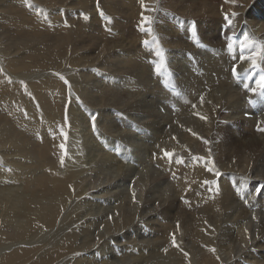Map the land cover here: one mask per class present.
Returning a JSON list of instances; mask_svg holds the SVG:
<instances>
[{
	"label": "bare ground",
	"instance_id": "bare-ground-1",
	"mask_svg": "<svg viewBox=\"0 0 264 264\" xmlns=\"http://www.w3.org/2000/svg\"><path fill=\"white\" fill-rule=\"evenodd\" d=\"M59 1L0 0V264H264V107L245 118L254 92L233 85L253 67L199 46L240 30L264 68V0H97L48 18ZM165 70L193 79L188 98Z\"/></svg>",
	"mask_w": 264,
	"mask_h": 264
},
{
	"label": "snow or ice",
	"instance_id": "snow-or-ice-1",
	"mask_svg": "<svg viewBox=\"0 0 264 264\" xmlns=\"http://www.w3.org/2000/svg\"><path fill=\"white\" fill-rule=\"evenodd\" d=\"M148 19H149V18L145 17V18H144V21H142V24L145 23ZM225 19H226V22L228 23V25L230 26L231 23H232V21H231L230 18H228L227 14H226V16H225ZM142 30H146V29H142ZM144 43H145V44H148V41H144ZM245 47H246V45L242 42V43H241V56H240V59H241V60H245V59L250 60L253 69H257V68H258V69L260 70V73H261V74H260V76H259V79L256 80V85H257L256 88H250L248 83H245V84L243 85V87H244L245 89H248L249 91H252V92L257 93V94H259V95H264V68H261L260 65L257 64V57H256L255 55H248V56L243 55V51H244ZM228 50H229V52H233V51H234V48H233V44H232V43H229V44H228ZM156 55H157V56H162L163 54H162V52L157 51V52H156ZM157 70H159V66H158ZM233 73H234V74H237V73H236V68H235V67L233 68ZM254 74H255V72H253V75H254ZM248 78L250 79L251 77L249 76ZM258 89H259V91H258ZM249 102H250V103H254V101H249ZM92 119H93V124H94V126H95V119H96V117L93 116ZM262 130H264V129H262ZM61 134L64 136V139H65V141H66V140H67V134L64 133L63 130H61ZM60 148H61V150H62V152H63V155L61 156V163L63 164V162H64V158H65V156L67 155L66 144H65V143H61V144H60ZM164 156L167 157V158H169V160H171V158H172V156H173V153L165 151V152H164ZM181 162H182V161H181ZM208 170H209V171H212L213 169H212V168H209ZM215 175L219 176V175H221V173H219V172L217 171V172H215ZM204 183H205L206 185H210V182H209V181H205ZM261 187L264 188V184H262ZM211 190H212V188H211V186H209V191H211ZM172 243H173V245H176V239H175V235H174V234H173V237H172ZM213 251H215V249H213Z\"/></svg>",
	"mask_w": 264,
	"mask_h": 264
},
{
	"label": "rangeland",
	"instance_id": "rangeland-1",
	"mask_svg": "<svg viewBox=\"0 0 264 264\" xmlns=\"http://www.w3.org/2000/svg\"><path fill=\"white\" fill-rule=\"evenodd\" d=\"M97 0H60L59 2L60 3H58V4H54V5H52V6H50V8H48L49 9V14H48V18L49 17H52V15H53V13H54V11H61V12H65V13H63V14H61V16H64L65 18V20L66 21H69V17H71L72 16V12H69V11H72V10H74V9H78V10H80V11H82L81 13L82 14H84L85 12H87V10L91 7V5L92 4H94L95 2H96ZM114 1H116V2H118V0H114ZM77 2V3H76ZM91 4H90V3ZM93 2V3H92ZM128 2V1H127ZM127 2H125V3H127ZM165 4V3H164ZM72 5V6H71ZM52 7V8H51ZM55 7V8H54ZM65 10H64V9ZM122 9H126V7H124V4L123 3H120V5L118 6V9L117 10H119V11H121L120 12V15H121V17H123L124 18V16L126 17V16H130L128 13H127V11L126 10H122ZM64 10V11H63ZM176 11L177 12H180V10H178L177 8H176ZM116 13V12H115ZM123 13H124V15H123ZM95 15L96 14H93L92 16L95 18ZM73 17V16H72ZM130 19H131V16H130ZM119 21V20H118ZM98 23V21L95 19V21H94V24H97ZM213 75L215 76V73H213ZM162 109H164V108H162ZM162 112H163V110H161ZM246 186H247V184H246ZM263 189V191H264V188H262ZM261 189V190H262ZM251 193L253 192V191H250ZM257 195H260V193L259 194H257ZM262 202H256L255 204H254V206L256 207V208H258V211L259 212H262V211H264V203H262ZM263 206V207H262ZM262 209V210H261Z\"/></svg>",
	"mask_w": 264,
	"mask_h": 264
}]
</instances>
